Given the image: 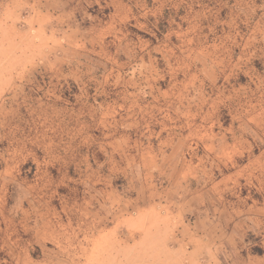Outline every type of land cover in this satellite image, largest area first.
I'll return each instance as SVG.
<instances>
[{
	"label": "rangeland",
	"instance_id": "1",
	"mask_svg": "<svg viewBox=\"0 0 264 264\" xmlns=\"http://www.w3.org/2000/svg\"><path fill=\"white\" fill-rule=\"evenodd\" d=\"M144 2L142 45L159 83L187 67L212 70L220 92L235 89L222 100L221 121L264 122V0ZM90 48L0 26V264L264 260V153L255 149L210 177L193 172L188 189L201 199L193 210L145 209L140 188L119 170L157 142L142 136L143 90L126 85L143 76L123 72V51L108 57ZM204 90L212 102L218 92ZM157 105L172 111L168 99ZM126 115L140 130L123 138Z\"/></svg>",
	"mask_w": 264,
	"mask_h": 264
},
{
	"label": "crops",
	"instance_id": "2",
	"mask_svg": "<svg viewBox=\"0 0 264 264\" xmlns=\"http://www.w3.org/2000/svg\"><path fill=\"white\" fill-rule=\"evenodd\" d=\"M143 6L144 0H0V26L13 29L16 34L41 32L49 39L78 47L88 43L90 51L108 57H115L120 51L125 53L123 60L128 65L122 66L123 72L143 76L135 80L136 84L131 78L126 81L127 86L143 90L145 96L142 109L148 111L140 126L144 130L142 136L147 134L146 137H154L157 142L153 148L127 159L119 170L127 181L140 188L145 209L158 208L172 215L177 203L187 211L201 202L194 195L199 191L188 189L191 179H198V174L193 176V172L202 171L210 177V172L236 169V160L245 154L256 150L264 153V147L256 146L257 139H264L260 126L264 122L254 116L250 120L255 123L253 129L247 122L250 117L239 121L237 127L233 122L221 121L222 100L230 97L235 89L230 86L220 92V76L212 70L199 75L188 73L187 67L183 76L171 77V83H159L160 77H155L158 72L151 65L152 52L142 45L147 42L141 34ZM103 44L110 48L103 51ZM205 87L218 92L212 102L206 98ZM159 98L170 100L171 113H162L157 105ZM131 116L126 115L124 119L128 121L121 124L128 125L122 129L123 138L129 137L125 133L127 129L130 134L133 129L140 130ZM222 183L218 180L209 187ZM179 188L184 197L176 200ZM260 263L264 260L249 259L245 264Z\"/></svg>",
	"mask_w": 264,
	"mask_h": 264
}]
</instances>
